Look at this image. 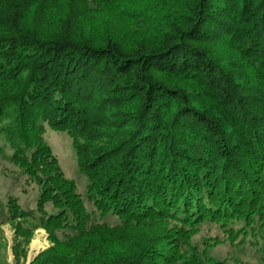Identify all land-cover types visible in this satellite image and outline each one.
Masks as SVG:
<instances>
[{
	"label": "trees",
	"instance_id": "16d2710c",
	"mask_svg": "<svg viewBox=\"0 0 264 264\" xmlns=\"http://www.w3.org/2000/svg\"><path fill=\"white\" fill-rule=\"evenodd\" d=\"M115 1H34L59 31L0 37V115L15 104L14 159L39 187L35 207L14 202L6 221L26 216L49 233L53 245L30 264H223L181 248L203 222L234 237L264 228V0H157L156 28L130 24L126 40L91 8ZM44 124L71 138L83 193L42 140Z\"/></svg>",
	"mask_w": 264,
	"mask_h": 264
},
{
	"label": "rangeland",
	"instance_id": "374dc122",
	"mask_svg": "<svg viewBox=\"0 0 264 264\" xmlns=\"http://www.w3.org/2000/svg\"><path fill=\"white\" fill-rule=\"evenodd\" d=\"M34 1H31L30 6L22 4V8L16 10L11 1L0 0V37H7L10 30L13 31L17 28L33 29L38 32L40 37L49 36L53 32L59 31L60 25L56 20H53L50 12L47 11L43 20L42 14L38 13L41 4ZM155 2L157 0H116L112 4L113 6H109L108 11L99 10L96 4H92L91 8L93 6L98 10L96 11L97 20L103 25H109L112 34L126 40V35H128L126 31L130 24L139 25L142 23L141 29L144 26L146 29L156 28L153 23L155 15L151 11ZM123 11L129 12L133 16L142 11L143 17H137L135 20L126 18L122 14ZM198 46L207 48V50L214 49L225 56L230 50L222 46L220 42L215 41H206L198 44ZM170 83H174L178 89L188 86L186 82H180L174 78ZM0 94L2 95V93ZM17 128L16 106L14 103L5 102L2 115H0V264H30L41 252L53 245L49 233L38 225L37 221H32L26 216L12 222L6 221L7 206L13 207L14 202H16L19 208L15 211L34 208L39 193V187L26 177L23 168L14 159L15 149L13 147L16 145L23 148V142L17 133ZM41 137L58 159L64 176L75 181L78 191L83 193L85 178L77 169L76 155L71 138L66 132L54 130L47 124L43 125ZM22 148H20L21 151L24 150ZM13 199L15 201L12 202ZM95 214L91 220L102 223L103 220L99 218L97 212ZM105 220L106 224L109 225L117 222L116 217L111 215H107ZM165 226V230L171 228L170 225ZM155 230L158 231L157 227ZM146 233V230H135L130 234L129 239L143 238ZM190 233L185 235V244L181 248V254L184 257L196 256L198 259L215 260L223 264L264 263V251H262L264 250V242L257 239V237L261 238L260 233H264V228L259 229V233L256 229L255 235L250 237H234L224 231L219 224L203 222ZM25 235L26 243H24ZM52 236L62 240L63 232H55L51 238H53ZM35 239L41 243L37 249L32 248V242ZM113 246H116L115 241L108 244L106 248L112 249Z\"/></svg>",
	"mask_w": 264,
	"mask_h": 264
},
{
	"label": "bare ground",
	"instance_id": "6f19581e",
	"mask_svg": "<svg viewBox=\"0 0 264 264\" xmlns=\"http://www.w3.org/2000/svg\"><path fill=\"white\" fill-rule=\"evenodd\" d=\"M41 246V243L39 240L35 239L33 242H32V248L33 249H37Z\"/></svg>",
	"mask_w": 264,
	"mask_h": 264
}]
</instances>
